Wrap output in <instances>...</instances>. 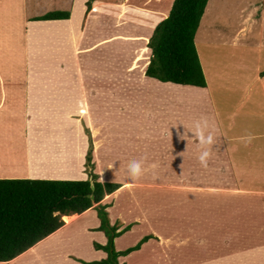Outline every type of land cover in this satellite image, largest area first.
Returning a JSON list of instances; mask_svg holds the SVG:
<instances>
[{
	"label": "crops",
	"instance_id": "crops-1",
	"mask_svg": "<svg viewBox=\"0 0 264 264\" xmlns=\"http://www.w3.org/2000/svg\"><path fill=\"white\" fill-rule=\"evenodd\" d=\"M40 1L44 2L42 8L45 9L28 16L24 10L25 0H0V179H29L32 178V173L36 174L38 170L36 162L50 164V161L57 160H59L58 168H66L69 171L80 169V176L39 180L88 179L85 178L87 174L81 166L86 152V142L76 148L78 151L74 152L68 148L69 153L64 154L63 161L60 157L64 144L56 145L55 149H38V152L35 151L37 149L33 144L29 155L31 164L29 168L27 166L28 172L27 168L25 170L28 178L26 175L21 177L15 174L7 175L14 172L13 169L21 171V167H17L15 163L23 159V152L16 158L8 151L16 154L13 148L16 147L17 140L24 148L27 143V140H24L26 135V139L35 138V133L29 131L32 127L31 121L35 124V114L37 116L44 114L43 117H50L52 121L59 122L60 116L55 105L63 103L65 107H70L73 103L74 87L68 80H64L63 85L56 83L60 89L54 92L53 87L57 85L53 80L59 75L71 74L76 82L77 76L73 69L80 62L82 67L92 63L91 57H95L96 45L99 49L96 50L99 60L105 59L107 74L114 78L116 76L117 81L106 86L107 82H103V76L95 84L90 85L87 81L82 83L86 93L91 90L94 92L92 96H97V105L102 110L100 121L93 116L86 103L80 106L77 113L74 112L84 123L90 122L94 126L92 136L97 140L92 149L95 160L92 162L93 172L95 163L98 164L97 160L103 154L104 157L100 156L102 157L100 162L105 170H127L132 160L144 158L145 167L158 162L162 175L160 182L150 180L144 183H120L121 187L117 191L105 196L100 202V205L107 206L105 212L110 226H115L117 233L128 227V233L131 235L132 245L128 244L126 237L113 240L115 252H123L134 247L136 241L148 234L150 238L159 241V243L148 242V239V243L142 244L138 250L117 257L115 262L149 264V261L153 262V260L148 250L157 249L162 253L170 250L167 261L180 264L181 261L175 256L179 254L184 256L187 252L184 258L188 260L195 255L187 250L194 249L199 263L217 264V260L211 256L217 245L221 246L222 243L225 245L227 242L224 236L232 232V227H227V224L223 225L225 230L222 231L223 233L217 230L219 226L209 225L214 219L217 221L220 218L217 215L229 219L231 215H236L239 218L243 213L250 214L254 210L253 202H255L256 205L258 204L256 212L264 218V10L261 8H264V3L260 5L261 7L254 6L253 9L247 10L245 19L241 21V29L236 31L234 41L226 38L217 39L214 35L215 38H212L211 43L209 36V40L198 38L202 29L203 18H201L194 42L206 87L199 88L161 83L145 76L151 58V49L148 47L150 38L156 26L167 18L174 0H36L35 5ZM87 3H90V9ZM45 4L52 8H46ZM237 6L233 7L237 10ZM50 12H67L69 18L35 21V18ZM102 16L114 21L115 28L110 30L104 26ZM254 25H259V32L254 36L256 45L239 41V36L240 39L247 40L248 33ZM218 26L214 28L216 32L219 31ZM35 27H39L41 33L39 30L35 31ZM211 30L207 32L210 34ZM42 31L46 34H42ZM35 33L39 35L37 40L34 37ZM90 46L91 48L88 49ZM230 51L232 53L228 54ZM142 55L145 59H142ZM36 58L45 60L41 68H35ZM131 72L133 75L138 73L147 82L152 83V85L147 84L146 94L154 98L147 96V99L140 103L139 97H135L132 99L133 105L148 104L149 111L152 112L150 105L154 102V106L158 104L160 106V115L151 116L152 113L141 115L136 120L131 110L127 111L126 115L119 112L116 105L121 106L126 101L132 103V100L123 93L120 95L116 87L121 84L125 74ZM47 77L51 81L50 84L40 82V79L44 81ZM131 84L136 91L135 85ZM156 85L161 90L158 94H155ZM174 91L184 93L187 99H180L173 93ZM156 95L159 97L158 100L155 98ZM109 107L111 110L108 109ZM83 110L85 114L81 113ZM202 117L207 118L209 124L214 126V138L221 140L219 145L210 146L212 154L207 167L202 166L198 159L200 149L194 135L195 121ZM23 118L26 124L29 123L25 136ZM94 119L98 121L97 124L93 123ZM211 126L205 131V136L212 131ZM156 127L159 129L155 130ZM69 128L63 131L54 128L47 133L52 138L47 137V139L57 143L54 138L60 136L67 140L64 142L76 145L78 140H75ZM163 132L168 135L177 133L179 138L186 134L184 140L192 141V146L169 143L170 135L161 138ZM107 137H110L115 145L110 147L111 143H108V147H100L98 139ZM82 147H85L84 152ZM24 153L26 161L28 152ZM36 153L42 155L43 160L35 159ZM155 155H159V158L154 159ZM153 159L155 161L152 162ZM60 161L65 165L64 167L60 165ZM70 161H74L72 166ZM190 186L198 189L200 186H212L217 192L201 196ZM168 187H178L180 190L171 191L167 189ZM121 191H124L125 195L119 198ZM253 196L258 200H254ZM211 198H215L217 202ZM200 202L202 203L199 206ZM95 207L96 205L79 215L73 214L72 216H77L75 221L70 225L64 222L63 227L56 232L65 233L77 221L85 220L83 231L90 233L94 230L96 233L92 237L93 241L95 240L99 246H106L107 238L99 231L100 219L93 213ZM188 215L195 216L196 220ZM90 217L98 219L95 218L93 223H89ZM185 218L191 220V225L188 222L184 223ZM184 234L188 243L178 244L179 238H185ZM214 237L217 239L216 242ZM160 238H163L161 239L163 243H160ZM151 242L153 245L155 243V248ZM203 255L204 258L201 257ZM68 256L73 257L68 254L64 258ZM108 256L107 252L95 250L91 260L92 263H100L107 260ZM16 259L15 263L22 260L21 257ZM82 259L88 263L87 258ZM222 260H218V263ZM71 261V264H75L73 260ZM7 263L15 264L14 260Z\"/></svg>",
	"mask_w": 264,
	"mask_h": 264
},
{
	"label": "rangeland",
	"instance_id": "rangeland-1",
	"mask_svg": "<svg viewBox=\"0 0 264 264\" xmlns=\"http://www.w3.org/2000/svg\"><path fill=\"white\" fill-rule=\"evenodd\" d=\"M25 1H26V3H25V7H24L25 9L24 10L26 11V14L28 16L39 13L40 10L45 9V8H42V6H44L43 1H40L37 5H35L36 0H25ZM46 1H49V0H46ZM263 3H264V0H209V2L207 3V5L205 7L203 16H202V18H203V21L201 24L202 29H201V33L199 34L198 38H201V40H203L204 38H207L209 40V37H210L209 43H211L210 41L213 40L212 38H215L214 36H216L217 39L226 38V40H233L234 41L236 31L238 29H241V21H243V19H245L247 10L249 8L251 10V8L253 9L254 6H260ZM45 5H46L45 6L46 8L47 7L49 9L52 8V6H50V5L49 6H47V4H45ZM233 6L234 7L237 6L238 9L236 10ZM260 7H258V8H260ZM261 8L264 10L263 7H261ZM233 10H236V11H233ZM243 12H245V13L242 14ZM239 20H240V22H239ZM102 22L104 23V26H107L110 30L115 28V22L114 21H109L108 19L103 17ZM214 25L215 26L219 25L218 26L219 27L218 32H216L214 30V28H215ZM40 26H46V25L40 24ZM258 28H259V25H254L253 27H251V30L248 33L247 40L245 41V39H240L241 37L239 36V41L255 44L254 36L258 34L257 33V32H259ZM210 29H212L211 30L212 33L210 32V34H209L207 31ZM36 30H39V32L41 33V30L39 29V27H35V31ZM207 33H208V35H207ZM42 34H46V33H44L42 31ZM34 37L36 40L39 39L38 33H35ZM197 42L201 43L199 41H197ZM94 47H95L94 48L95 57L97 59L94 56H92L93 59L91 57V62H92L91 64L89 63V65H85V67H82L83 66L82 62H80V63H77V65L73 69L74 73L77 76V78L75 80L76 82H74L73 76L71 74L59 75V76H57L56 79L53 80L55 85H57V84L63 85L64 80H68L69 83H72V86L74 87L72 90L73 103L70 107H68V106L65 107L63 105V103H61L62 105L60 103H58V106L55 105L57 114H59V116H60L58 118L59 122L56 123V121H52L50 117H47V118L43 117L44 114L41 116H37V114H35V124L33 121H31L32 127L29 130L30 133H35V138L33 137L32 138L33 140H29V138L26 139V137H27L26 134L28 132L27 127L29 126V123L26 124L25 119L23 118V120H22V123L24 124L23 135L24 136L26 135V137H24V136L23 137H24L25 141L27 140L26 141L27 143H25V147L22 148L23 146H21L20 142L17 140L16 141V147L13 148V151L16 150V154H13L12 152L8 151L12 156L15 155L16 158H18V154L21 155L23 152L22 161L17 162L18 164L15 163V165L17 167H19V166L21 167V171L13 169L14 172H11L10 174H7V175L15 174L18 177L26 175V177L28 178L27 172H28V170H29L28 168L31 164V161H29V158H30L29 155H30L31 147L33 146V144H34V148L37 149V150H35L37 152H38V149L39 150L42 148L43 149H52V148L55 149L56 145L64 144L62 151H61V157H60L61 160L63 161L64 157H65L64 154L69 153V149L73 150L74 152L78 151V150H76V148H78L80 145L82 146L83 143L86 142V152L83 156V163H81V166L83 167V171H85V173L87 174L85 176V178H90L89 174L91 172V169L87 164V157L90 154L91 164H92V162L94 160L93 155H92V149L94 148L95 142L97 140L95 137L92 136L94 126H92L90 122H88V124L84 123V121L78 115H75L74 112L77 113V110L80 108V106L86 103L88 109L92 111L93 116L97 117V119H99V121H100L99 117H101L100 113L102 112V110L100 109V107H98L99 105H97V101H96L97 96L96 97L92 96V94L94 95V92H91V90H88V93H86V90L84 88H82V83H85L87 81L90 85L95 84L96 82H99L103 78V76H104L103 82H107V84H105L106 86H109V84H111L112 82L117 81L116 76L114 78V76L107 74L106 70L108 68H107V65L105 63V59L99 60V57L97 56V51H96L99 49L96 45ZM90 48H91V46L88 47V49H90ZM231 53H232V51H230L228 54H231ZM236 53H238V52H236ZM143 58L145 59V57L142 55V59ZM43 61L45 62V60H41L39 58H36L35 59V68H37V69L41 68ZM143 62H144V60H143ZM144 65H145V63H144ZM136 72H138V71H136ZM138 73L136 75H133L132 72L129 74H125L124 78L122 79L121 84H119V86L116 87V89L119 90V94L121 95V93H123V94H125L126 97H128V96H129V98L131 97V100L135 97H139L140 103H143L144 100L147 99V96L154 99L151 95L146 94L147 93V90H146L147 84L152 85V83L147 82L145 79H143V76L139 75ZM40 82H43L44 84H50L51 81L47 77L46 80H44V81H41V79H40ZM140 82H142V83H140ZM131 83H133L135 85L136 91L134 90V87ZM118 87H120V89H118ZM156 87H157L156 88L157 91L155 92V94H158L161 90H160V88H158L159 87L158 85H156ZM57 89H60L58 85L54 86L52 91L57 90ZM49 92H51V90ZM56 92H58V91H56ZM173 93L175 95H178L180 97V99H187L186 95L184 93H181L180 91H174ZM172 96H174V95H172ZM155 98L157 100L159 99V97L157 95L155 96ZM123 100H128V99L123 98ZM131 102L132 103L126 101L121 106L116 105L120 110L119 112H121L123 115H126L127 111L131 110V114L135 116L136 120H138L141 115H150L152 113L151 116H154V115L158 116L161 113L159 104L154 106V102L150 105L152 112L149 111V105L148 104L139 106V105H133V100ZM59 105H61V107ZM109 106H111V105L109 104ZM46 109H47V106H46ZM108 109L111 110V107H109ZM38 111H40V110H38ZM106 111L110 112L108 110H106ZM81 113L85 114L86 112H85V110H83ZM93 123L97 124L98 121H96L94 119ZM173 123L175 124V122H173ZM176 124H179V123L176 122ZM109 125L111 126L112 124H109ZM157 126H161V124L160 125L157 124ZM67 127L68 128L70 127L69 131L71 132V134L74 135V138H76L75 140H78V142H80L79 145H78V142L76 145H73V143H72V145L68 144V143L64 142L67 140L65 138H63V139L60 138V136H58V138H57V136H55V138H54V140L57 141V143H53L54 141H52V140L50 141L47 139V137H51L50 134H47V133H49L51 130L53 131L54 128H56V129L59 128L61 131H63ZM89 127H90V129H89ZM156 129L158 130L159 128L156 127L155 130ZM107 132H109V131L107 130ZM102 133H104V132H102ZM56 135H58V134H56ZM169 135H170V138L168 140L169 143L178 144V146H180L182 144H184L185 146L188 144V147L192 146V141L188 142V140L180 139L178 137L179 134L177 135V133H170ZM169 135L165 134L163 132L161 134V138H166ZM176 136H177V138H176ZM75 140H72V141H75ZM98 140L100 141V147H108L110 143H111L110 147L115 145L113 143L114 141L110 137H107L104 139L100 138ZM214 140H215L214 144H217V145H219V142H221V140L218 138H214ZM67 146H70V147H67ZM73 146H76V147H73ZM84 148L85 147H82L83 152L85 151ZM7 150H9V149L7 148ZM26 151L28 152V157H26V161H25V159H24L25 153L24 152H26ZM39 152H41V151H39ZM50 154L53 156L52 152ZM58 156H59V154H58ZM100 156L104 157L103 154H101ZM100 156H99V160H97L98 164L95 163V166H94V173L98 176V179L100 182H103L102 180H104L105 182L118 183V184L123 183V182H132L129 179L127 170L109 171L107 169L105 170L103 168L104 167L103 165L101 167L100 159H102V157H100ZM42 157L43 156L40 154L38 155V153L35 154V159L43 160ZM158 158H159V155H155L154 159H158ZM154 159L152 160V162L155 161ZM14 161H17V160L14 159ZM62 161H60V165L62 167H64L65 165H63ZM39 162L40 161H38V163L36 162V168L38 169V170H36L37 174L32 173V176H31L32 178H29V179H45V178H47V179H66V178H73V177L77 178L78 175L80 176V173H79L80 169H78V170L76 169L77 171L74 169H71L69 171L66 168H58L59 166H57V165H59L58 164L59 160H57L55 162L50 161V164H48V162H46L44 164H42V163L40 164ZM70 164L72 166L74 164V161H70ZM156 164H158V162H156ZM27 166H28V168H27ZM26 168H27V170H26ZM77 168H79V164H77ZM150 170L141 179H139L138 181L132 182V183H140V182L144 183V182H147L150 180L152 182H160L162 175L159 171V167H157L154 171L150 172ZM57 172L58 173L62 172L65 175L62 174L61 176H58L56 174H53V173H57ZM190 187L194 188L195 192H199L201 196H208L207 193L217 192L214 190L215 188L212 186H209V187L200 186L199 189H198V187H193V186H190ZM125 188H128V187H125ZM167 189L171 190V191L180 190V188H178V187H168ZM183 190L186 191L188 189H183ZM124 195H125L124 191H121V193H119L118 197L120 198V196H124ZM253 198H254V200L255 199L258 200V198L255 196H253ZM211 199L214 202H217L215 198H211ZM260 202H261V199H260ZM201 203L202 202L199 203V206ZM253 204L255 205V207H254V210H252V212L250 214L243 213L241 215V217H239V218L236 215H231L232 216L231 219L217 215L220 218L217 219V221L214 219V222H211V224H209V225L219 226L217 228V230H219L220 232L225 231L224 226H223L225 224H227L228 225L227 227H229V228L232 227L231 234L227 233V236L226 235L224 236V237H226L224 239L227 240V242L223 239V241L226 242L225 243L226 246L223 243L221 246L217 245V248H216L214 254L211 256L217 260V264H264V218L262 216L258 215V213L256 212L258 204L256 205L255 202H253ZM93 213L97 214V217H98V211L97 210H93ZM255 213H257V214H255ZM68 217H70V216L64 217V221L70 225L75 221V219L73 221L68 222ZM97 217H90L88 219L89 223H93L95 218L98 219ZM188 217H191V215H188ZM188 217L186 216V218H188ZM191 219L196 220V217L192 216ZM188 223L191 225V220H188ZM84 224H85V220L76 222L75 224L71 225V227H69L67 229V232H65V233L61 232V233H59L60 235L56 233L51 238L47 237L48 238V239L46 238L47 240L45 239V241H43L41 244H38L35 247L36 249L34 248L33 251L28 252L24 256V258L21 261H24L27 259L26 262L24 261V262H21L19 264H23V263H26V264H71L72 263L71 260H73L75 264H88L90 262H91L90 264H92L91 258H92V255L94 254V251L95 250L101 251V249H98L97 242H95V240L93 241V238H92L94 233H96V232L94 230L91 231L92 233L91 232L88 233L86 231H83V225ZM101 232H102V234L105 235V231H101ZM128 232H129V230L123 231L121 233V235L119 237H116V238L126 237L128 244L132 245L133 242L130 241L131 235H129ZM148 235H146V237ZM221 236L222 235H220V237ZM184 237L185 238H183V237L179 238L177 243L178 244H180L181 242H187L188 243V240H187V237L185 234H184ZM205 237L209 238V236H205ZM144 238L145 237L141 238V240H139V241H136L135 244L138 245ZM161 239H163V238H160V243H163V241ZM216 240L217 239L215 238V242H216ZM150 241L159 243V241L157 239L152 238V237L149 238L148 242H150ZM175 241H176V238H175ZM148 242L145 241V242L141 243L140 245H142L144 243H148ZM152 242H151V244L153 245ZM154 245H155V243H154ZM154 245H153V247H154ZM227 246H228V249H226ZM102 251L106 252V249H102ZM187 251L190 252L191 254L195 255V256H192L190 259L187 260L184 258L185 254L187 252H185L184 256H182L180 254L176 255L175 256L176 259L181 261L180 264H201V263H199V261L197 259V256H196L197 254L195 253L194 249H188ZM148 252H150V255L152 256L151 258L153 260V262L149 261V264H176L177 263L174 261H172L173 263H169V260L167 261V259H169L170 250H165L166 255H165V252L164 253H162L160 251L158 252L157 249H155V251L153 249L148 250ZM151 252L153 255L151 254ZM109 253H111L110 250H109ZM68 254L72 255L73 257L68 256V258L65 259L64 257L67 256ZM154 254H155V256H154ZM198 255H200V254L198 253ZM153 256H154V258H153ZM81 257L87 258L88 263H85ZM201 257L204 258L205 255H203ZM220 259H223V260L221 263H218V260H220ZM170 262H171V259H170ZM135 263L138 264L137 262H135ZM0 264H8V263H0ZM119 264H125V263H121V261H119ZM177 264H179V263H177Z\"/></svg>",
	"mask_w": 264,
	"mask_h": 264
},
{
	"label": "trees",
	"instance_id": "trees-1",
	"mask_svg": "<svg viewBox=\"0 0 264 264\" xmlns=\"http://www.w3.org/2000/svg\"><path fill=\"white\" fill-rule=\"evenodd\" d=\"M207 3L208 0L173 1L167 18L156 26L150 38L151 58L146 77L161 83L206 87L194 37ZM87 7L90 9V3ZM68 18L67 12H50L35 18V21ZM87 164L91 169L90 178L83 181L0 179V263L22 257L47 237L56 234L64 225V217L82 214L94 205H97L95 210L101 222L99 231H105L107 237L106 246L98 245V249H106L107 253L110 250L111 253L107 260L92 264H112L117 257L138 250L140 244L150 238L145 237L126 251H114L113 240L128 227L117 233V228L109 224L105 212L107 206L100 205V202L121 186L99 181L93 172L90 154Z\"/></svg>",
	"mask_w": 264,
	"mask_h": 264
},
{
	"label": "clouds",
	"instance_id": "clouds-1",
	"mask_svg": "<svg viewBox=\"0 0 264 264\" xmlns=\"http://www.w3.org/2000/svg\"><path fill=\"white\" fill-rule=\"evenodd\" d=\"M196 131L194 133L195 138L198 140V148L200 149V154L198 159L202 166L207 167L208 160L211 157L212 150L211 145L215 143L214 140V126H211L207 120V118H201L195 121ZM211 126L212 131L209 132L207 136H205V131ZM185 135H181L180 138L184 139ZM158 167V164L153 163L148 167H145V160L141 158L139 160H132L127 166V173L129 179L132 182L138 181L141 179L150 169L155 170ZM94 187V185H92ZM203 243V242H201Z\"/></svg>",
	"mask_w": 264,
	"mask_h": 264
},
{
	"label": "bare ground",
	"instance_id": "bare-ground-1",
	"mask_svg": "<svg viewBox=\"0 0 264 264\" xmlns=\"http://www.w3.org/2000/svg\"><path fill=\"white\" fill-rule=\"evenodd\" d=\"M123 14H124V13H123ZM123 14H122V15H123ZM91 25H92V24H91ZM93 25H94V23H93ZM89 27H90V26H89ZM36 174H37V172H36ZM53 174H56V175H58V176H61V175L64 174V173H62V172H59V173H58V172H57V173H53ZM64 175H65V174H64ZM171 212H172V211H171ZM76 217H77V216H70V217H68V222L73 221L74 219H76ZM175 221H176V220H175ZM77 222H78V221H77ZM57 234H59V232H58ZM59 235H60V234H59ZM55 236H56V235H55ZM51 237H52V236H51ZM51 237H50V238H51ZM49 240H50V239H49ZM48 242H49V241H48ZM41 243H42V242H41ZM41 243H40V244H41ZM51 243H52V242H51ZM69 246H70V245H69ZM34 248H35V247H34ZM34 248H32L31 250H29L28 252L33 251ZM35 249H36V248H35ZM28 252H27V253H28ZM27 253H26V254H27ZM26 254H25V255H26ZM25 255H23V256H25ZM102 255H103V254H102ZM23 256L21 257L22 259H23ZM32 256H33V255H32ZM16 260H17V259H16ZM26 260H27V259H26ZM26 260H24V261L26 262ZM31 260H32V259H31ZM57 260H58V259H57ZM24 261H21V260H20V262L15 263L16 261L14 260V263H15V264H19V263L24 262ZM23 264H26V263H23Z\"/></svg>",
	"mask_w": 264,
	"mask_h": 264
},
{
	"label": "water",
	"instance_id": "water-1",
	"mask_svg": "<svg viewBox=\"0 0 264 264\" xmlns=\"http://www.w3.org/2000/svg\"><path fill=\"white\" fill-rule=\"evenodd\" d=\"M92 190H93V186H91ZM91 200H93V196H90ZM112 264H117L115 261L112 262Z\"/></svg>",
	"mask_w": 264,
	"mask_h": 264
}]
</instances>
